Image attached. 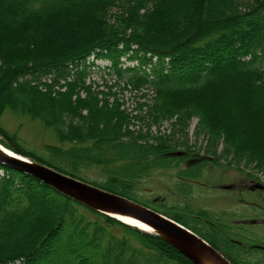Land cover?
Masks as SVG:
<instances>
[{"label":"trees","instance_id":"trees-1","mask_svg":"<svg viewBox=\"0 0 264 264\" xmlns=\"http://www.w3.org/2000/svg\"><path fill=\"white\" fill-rule=\"evenodd\" d=\"M92 56L108 59L128 84L151 90L142 105L153 123L171 120L185 131L197 116V132L208 144H223L220 152H207V163L226 155L264 172V0H0V136L6 139L0 142L153 208L159 200L139 199L138 181L199 154L127 138L130 115L86 82ZM128 61L136 64L124 67ZM7 108L41 120L72 146L47 145L50 158L27 148L1 124ZM206 162L185 167L179 177L199 178ZM93 167L104 181L81 173ZM0 168V264H193L156 234L20 170ZM159 206L165 210L153 209L195 231L231 263L264 264V250L244 228L234 233L225 224L223 233L206 211Z\"/></svg>","mask_w":264,"mask_h":264},{"label":"rangeland","instance_id":"rangeland-1","mask_svg":"<svg viewBox=\"0 0 264 264\" xmlns=\"http://www.w3.org/2000/svg\"><path fill=\"white\" fill-rule=\"evenodd\" d=\"M61 39L62 43L66 42V37H61ZM67 41H69L68 38ZM129 64L134 65L136 62L128 61L124 67ZM88 65H90V72L86 82L91 84L92 90L94 92L96 91V93H106L109 103L120 106L122 110L130 115V120L127 125L128 128H124L125 131L129 132V137L127 138L135 137L153 143L155 141H167L172 144H170L172 147L173 145L177 147L176 152L188 155L185 154L187 152H184V147L189 146L193 147L195 153L199 154L188 156L185 160L174 161L170 168L156 170L151 176L140 179L136 188L137 197L150 203H153L154 199L157 198L159 203L167 207L176 205L193 211L194 213L206 211L212 217L213 222L220 223L217 227L218 230L223 232L225 226L222 225L229 224L233 227L232 232L236 233L242 227L244 228L243 234L256 240L254 243L264 250V172L253 169L252 165H247L242 161H231L232 158L226 155L219 156V159L213 164L207 163V152L218 153L223 148V144H208L206 137L202 133L197 132V116H192L185 131L182 128H175L171 120L153 123L146 118V106L142 105L149 102L148 100L152 98L151 90L147 86L138 85L135 87L128 84L127 76L119 77L111 68V62L108 59L92 56ZM262 66L264 67V61L262 62ZM45 80L50 82V79ZM82 96H84L83 93ZM1 124L5 130L10 133H15L24 146L42 153L49 158L51 156L46 151L47 145H56L63 149L72 146L68 143H65V145L61 143L55 130L51 127H46L41 120L20 115V113H16L9 108L4 110L1 116ZM0 137L5 139L3 136ZM0 144L2 143L0 142ZM198 161L206 162L202 169V175L199 178L179 177V171ZM228 161L231 162L228 163ZM3 165L11 167L10 165ZM11 168L15 169L14 167ZM100 170V167H93L84 169L81 173L91 180L101 182L105 178L103 174L101 175ZM4 175L5 170L0 168V177ZM182 184L187 188L185 193H182L180 190ZM256 184H260L263 187L258 188ZM136 203L144 205L139 202ZM159 203L154 202L152 205L153 208L164 211L165 209L159 206ZM81 204L89 207L87 204ZM158 212L168 216L161 211ZM195 216L199 220L204 219L205 222H210L205 218L201 219L200 214ZM140 230L147 232L143 229ZM190 230L193 231L192 229ZM193 232L196 233L195 231ZM216 250L219 251L218 249ZM219 252L222 253L221 251ZM253 257L260 260L258 259L260 258V254L258 253L254 254ZM187 259L190 260L188 257Z\"/></svg>","mask_w":264,"mask_h":264},{"label":"water","instance_id":"water-1","mask_svg":"<svg viewBox=\"0 0 264 264\" xmlns=\"http://www.w3.org/2000/svg\"><path fill=\"white\" fill-rule=\"evenodd\" d=\"M0 163L10 165L50 185L62 194L106 213L121 222L140 228L137 224L124 221L120 215L129 216L147 227L140 228L154 233L177 248L193 264H233L205 239L174 219L117 193L74 178L49 166L38 163L0 144ZM256 187L262 188L260 184Z\"/></svg>","mask_w":264,"mask_h":264},{"label":"bare ground","instance_id":"bare-ground-1","mask_svg":"<svg viewBox=\"0 0 264 264\" xmlns=\"http://www.w3.org/2000/svg\"><path fill=\"white\" fill-rule=\"evenodd\" d=\"M120 217L124 220V221H128V222H131V223H134V224H137L140 228H144V227H147V225L145 223H142L136 219H133L129 216H123V215H120Z\"/></svg>","mask_w":264,"mask_h":264}]
</instances>
